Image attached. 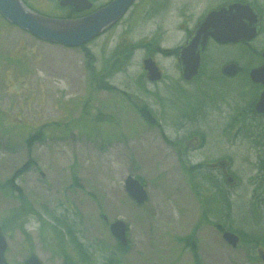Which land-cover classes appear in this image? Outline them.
Masks as SVG:
<instances>
[{"label":"rangeland","instance_id":"rangeland-1","mask_svg":"<svg viewBox=\"0 0 264 264\" xmlns=\"http://www.w3.org/2000/svg\"><path fill=\"white\" fill-rule=\"evenodd\" d=\"M57 1L25 0L52 17L65 13ZM230 1L236 0H137L85 48L40 40L0 13V226L9 264H23L31 252L44 264H108L111 258L120 264H264V201H252L264 198V119L250 120L248 100L256 89L245 76L260 64L264 0H246L261 10V34L250 44L210 42L201 77L182 80L173 54L206 13ZM130 44L129 60L115 53ZM147 57L157 62L162 80H148ZM233 61L241 70L225 76L222 68ZM132 101L147 106L159 125H149ZM36 130L43 139L26 143ZM255 134L263 147H255ZM220 161L237 182L222 179L229 206L194 169L205 163L220 177L221 168L210 170ZM27 163L31 167L22 169ZM129 175L144 184L145 203L126 191ZM12 178L22 196L5 185ZM23 201L31 209L14 225ZM51 215L76 221L89 263ZM118 218L128 226L123 253L109 228ZM214 222L240 233L238 247ZM192 234L198 262L186 240Z\"/></svg>","mask_w":264,"mask_h":264},{"label":"water","instance_id":"water-1","mask_svg":"<svg viewBox=\"0 0 264 264\" xmlns=\"http://www.w3.org/2000/svg\"><path fill=\"white\" fill-rule=\"evenodd\" d=\"M135 0H112L106 6L87 15L74 18L52 17L30 8L24 0H0L1 15L13 25L29 32L36 38L67 47H81L94 38L102 35L115 25L129 10ZM61 6H74L83 11L90 10L89 0H60ZM262 17L258 8L251 3L230 1L211 9L200 19L187 41L178 48L177 61L184 81L193 80L201 67L202 52L210 39L219 43L251 42L257 38L262 29ZM263 62L253 67L249 77L254 84H260L262 91L255 110L264 115V48ZM148 79L152 82L162 79V71L152 57L143 61ZM236 62L227 63L222 72L227 76L237 74ZM128 194L138 203L147 201L148 193L143 183L129 175L124 183ZM107 220V217H104ZM110 232L122 245H128L127 224L122 219L110 223ZM223 238L236 248L239 236L231 231H224ZM7 239L0 226V264H9L6 258ZM264 260V254H262ZM23 264H44L38 255L31 252Z\"/></svg>","mask_w":264,"mask_h":264},{"label":"trees","instance_id":"trees-1","mask_svg":"<svg viewBox=\"0 0 264 264\" xmlns=\"http://www.w3.org/2000/svg\"><path fill=\"white\" fill-rule=\"evenodd\" d=\"M236 1L247 2L246 0H236ZM259 11L261 13V10L260 9H259ZM261 15H262V13H261ZM59 17L72 18V17H76V16L74 14H65V15H62V16H59ZM263 29H262V31H263ZM86 45H83L82 48H85ZM133 47L134 46L131 45V44L129 45V47H123V46H121L120 48H118L117 51H115V53L116 54L117 53L123 54V55H125L124 57H126V59L129 60V58L131 56L130 54L133 52ZM166 53H167V51H166ZM173 54L174 55L177 54V49L174 50ZM256 54L259 55V58H261V51H256ZM260 62H261V59H260ZM92 69L94 71H96V69H95L94 66H92L91 70ZM204 73H206L205 63H203L202 69H201L199 75L196 78H198L199 76L201 77V75L204 74ZM248 73L249 72L246 73L247 76H248ZM93 76H94V79H95L96 76H97V73L95 72V75H93ZM103 84H104V82L102 84H100L99 86L102 87V88H107V85L108 84H104V85ZM252 86L255 87V88H258V90L261 88L260 85H258V86L252 85ZM109 87H111V89H113L112 86H108V88ZM125 94L127 95V93H125ZM127 96L130 98V95H127ZM255 101H256V98H254V100L252 99V100L248 101V107L250 108V110L252 112H254L252 109H253V105H254ZM204 102L205 101H201V104H199V108H201V106H202V104ZM132 104H134V106L136 107V109L140 112L141 117L149 125H151V126L159 125V123L157 122V120H156L153 112L147 106H142V103H138V102H135V101H132ZM259 119H261V118L256 113H254L253 116L250 118L251 122L253 124H257V125L259 123L258 122ZM250 125H252V124H250ZM40 130H38V131L36 130L33 133H31L28 136V138H26V143L33 144L34 142L43 139V136H42V133L43 132L40 131ZM193 133L194 134H199L200 131L198 129H196V130H194ZM181 162L184 165V168L187 169V170H189V167L185 165V164H187L185 162V160L184 159H181ZM30 167H31V164L27 163L22 169H24V168H30ZM194 169L195 170H198L197 173L201 174L202 177L205 180H208L211 183V185L217 190V192H218V194L220 196L224 197L225 199H228L229 198V192L227 191L226 186H225V183L223 182V180L221 178H218V176H216L212 172L207 171L205 163H202L199 166H195ZM5 185L6 186H9V188L11 189L14 197L15 196H18V194H19V196H22V189L19 188L17 185H15V181H14L13 178L10 179V180H8L5 183ZM23 202L24 203H22L21 207L19 209H17L16 212H15V220L12 221L14 225L17 224L19 222V220H21L24 215H27L28 214V211L31 209L30 204H29L28 201H23ZM224 203H225L226 206H229L230 205V201H224ZM51 216H52V218H54V220L56 222H58V224H60L67 231V234L69 235L70 240L73 243L74 249L77 251V254L80 257L81 261L82 262H88L89 263L92 259H91L90 255L88 254L85 245H83V243L80 241V239H78V237L76 235L77 229L74 228L73 225H72V224L75 225L76 221H75V223L70 224L67 221V219H65V218H60V217H57L55 215H51ZM208 222L210 223L211 221L208 220ZM212 224H214L215 226H217V228H220V230H222V231H224L225 229H227L224 225H219L218 223H215V222L212 223ZM3 229L5 230V225H4V228ZM186 240L188 241L187 243L189 244V246H191V248L193 250L194 259L198 262L199 261V259H198V251H197V246L195 245L196 239H195L194 235L193 234L190 235ZM117 249L119 250V252H122V253L126 250L125 246H123L121 244L118 245ZM113 253H115V251ZM68 258L70 259L69 256H68ZM108 264H120V263L116 259H114V258L112 259L111 258L108 261Z\"/></svg>","mask_w":264,"mask_h":264},{"label":"flooded vegetation","instance_id":"flooded-vegetation-1","mask_svg":"<svg viewBox=\"0 0 264 264\" xmlns=\"http://www.w3.org/2000/svg\"><path fill=\"white\" fill-rule=\"evenodd\" d=\"M89 1H91L92 2V7H91V9L90 10H85V11H83V10H81V9H78V8H76V7H74V6H71V5H69V6H61L60 5V0H58L57 1V7L61 10V11H64L65 13L64 14H62V15H65V14H74L76 17H80V16H84V15H87V14H89V13H91V12H94V11H96V10H98V9H100V8H102V7H104V6H106L107 4H109L112 0H110V1H108V2H105V3H101V4H96V1L95 0H89ZM136 1L137 0H135V2L132 4V6L129 8V10L133 7V5L136 3ZM128 10V11H129ZM127 11V12H128ZM62 15H58V17L59 16H62ZM197 24V23H196ZM196 24L194 25V27L196 26ZM117 25V23L114 25V26H116ZM114 26H112L110 29H112ZM194 27H192L190 30H188V33H187V36H186V40H185V42L187 41V39H188V37L192 34V32H193V29H194ZM109 29V30H110ZM108 30V31H109ZM107 31V32H108ZM105 34V33H104ZM103 34V35H104ZM102 36V35H101ZM184 42V43H185ZM210 42H215V43H218V44H221V43H219V42H217V41H215L214 39H210L209 41H208V43H207V46H206V48H205V50L202 52V58H201V67H200V70H199V73H200V71H201V69H202V65H203V63H206V62H204V59H203V55L205 54V52L207 51V47H208V45H209V43ZM242 43H245V42H242ZM251 42H247V43H245V44H250ZM223 44V43H222ZM225 44H229V43H225ZM234 62V61H233ZM237 64H238V62L237 61H235ZM262 62H263V58H262V56H261V62H260V64H262ZM259 64V65H260ZM238 66H239V70H238V72L241 70V66L238 64ZM237 72V73H238ZM199 73H198V75H199ZM246 76V78H247V81H248V83H249V85L252 87V88H255V87H253L252 85H254V86H258V84H253V82L251 81V79H250V77H249V73H248V76L247 75H245ZM252 84V85H251ZM261 88L258 90V88H255L256 89V94H255V96H254V98H256V101H255V103H254V105H253V111L254 112H252L251 110V112H252V115L254 114V113H256L261 119H264V115L263 114H258L257 112H256V110H255V106H256V103H257V101H258V99H259V96H260V93H261V91H262V86H260ZM254 98H249V100L248 101H250V100H254ZM254 136H257L256 134L254 135ZM257 139L259 138V140H255V147H257V148H261V138H260V136H257L256 137ZM264 145V144H263ZM263 145H262V147H263ZM264 157V156H263ZM260 158H262V156H260ZM211 168H210V170H212V169H216V168H218L219 169V171H220V168L222 169V173H221V175H220V177L218 176V178H221V179H223L225 176H226V178H227V183H231L232 185H237V182H234L233 183V181H234V177L233 176H230L229 175V172H228V168L226 167V163L224 162V161H220L219 163H217V164H214V165H212V166H210ZM260 169V168H259ZM260 172H261V174H263V181L260 183V186H262V187H264V167H261V170H260ZM205 180V179H204ZM205 182H207V183H209V184H211L208 180H205ZM226 188H227V186H226ZM215 189V188H214ZM229 192V191H228ZM218 201H230V198H228V199H225L224 197H222L221 196V198H218ZM252 201H264V198H256V197H253V200ZM219 225H221V224H219ZM227 229H225L224 231H226ZM224 231H221L222 232V234H223V232ZM238 236H239V243H240V241H241V235H240V233L239 234H237ZM239 243H238V245H239ZM238 247V246H237ZM264 248V247H263ZM262 254H264V251L261 253V258H262ZM263 259V258H262ZM264 261V260H263Z\"/></svg>","mask_w":264,"mask_h":264}]
</instances>
